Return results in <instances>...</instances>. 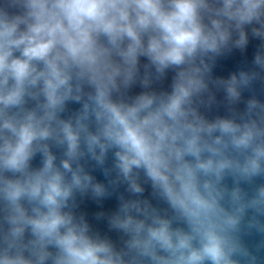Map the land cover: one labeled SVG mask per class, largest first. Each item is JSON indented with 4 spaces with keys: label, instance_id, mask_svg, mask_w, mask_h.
Returning <instances> with one entry per match:
<instances>
[{
    "label": "clouds",
    "instance_id": "clouds-1",
    "mask_svg": "<svg viewBox=\"0 0 264 264\" xmlns=\"http://www.w3.org/2000/svg\"><path fill=\"white\" fill-rule=\"evenodd\" d=\"M248 26L259 70L213 80L216 57L249 43ZM169 69L172 90H150ZM257 80L264 0H0V264H264V238L243 240L264 237V183L241 187L264 180V103L232 107ZM137 82L146 90L127 98ZM209 83L231 116L200 113L215 101ZM69 101L82 106L61 118ZM110 150L105 185L81 160L104 166ZM141 172L171 215L139 198ZM121 183L137 198L121 195L108 217L126 237L117 248L74 209L77 193Z\"/></svg>",
    "mask_w": 264,
    "mask_h": 264
},
{
    "label": "water",
    "instance_id": "water-1",
    "mask_svg": "<svg viewBox=\"0 0 264 264\" xmlns=\"http://www.w3.org/2000/svg\"><path fill=\"white\" fill-rule=\"evenodd\" d=\"M251 26H248L249 33V43L244 50L233 47L230 52H225L216 57L215 63L211 68L210 76L213 80H228L232 75H239L241 71H251L253 69L259 70L254 64L255 54L260 50L261 40L254 38L251 35L250 31ZM140 67L141 73L144 71V65L148 63V59L145 56H141ZM175 75V71L172 69L166 70L165 77L158 81L154 82L150 90H155L157 92L172 90V81ZM88 89H86L87 91ZM146 89L142 88L139 82L132 85V87L127 92V98L134 97L145 91ZM212 94L215 97V101L210 106H200V113L209 120H214L217 117H228L232 113L229 112V102L227 100V94L224 88L216 87L215 85L209 83V91L204 95ZM257 99L261 103H264V84H261L260 81H254L252 85L248 88H243L241 90L240 99L236 101L232 107L236 110L237 113H244L246 110L247 102L250 99ZM34 106L33 102H29L27 107L31 108ZM81 103L75 101H69L66 104L65 112L61 113V118L67 119L74 112L78 111L81 108ZM238 122H239V118ZM52 151L56 154L59 161L60 156L62 155L63 149L52 146ZM114 160L113 152L110 150L108 153V158L104 166H99L94 160L85 157L81 160V163L84 165V169L88 172L95 182L103 183L108 185L109 177L105 176L103 167H112ZM31 165L33 168H38L42 165V156L37 153L31 160ZM112 176H115V172L112 173ZM141 182L144 185L145 191L140 195L139 198L148 200L154 207L161 210V214H164L167 210V214L171 215V210L168 209V205L158 197L154 196L153 189L150 183L144 182L143 172L140 173ZM225 183L232 187V179L229 177L225 180ZM264 183V180L256 178L251 184L242 183L241 187L248 192L249 195L252 194L255 187ZM123 195L125 199H135L137 196L131 193L128 190L127 183H121L115 190L109 186L108 193L103 197L96 198L90 192L81 196L79 193L76 194L77 207L74 209L77 215L83 214L85 220L90 225V229L93 233H98L102 237L109 238L113 241L117 248L123 246V240L126 237L122 233L118 232L115 229L110 228L108 223V217L119 210L121 200L120 196ZM104 213V216L100 219H97V213ZM175 226V225H174ZM264 238L261 235L252 232L251 234L245 235L243 237L244 243L250 248L254 249L255 246Z\"/></svg>",
    "mask_w": 264,
    "mask_h": 264
}]
</instances>
